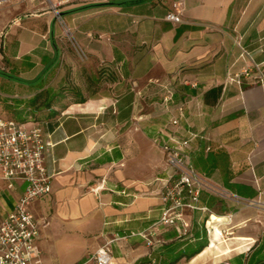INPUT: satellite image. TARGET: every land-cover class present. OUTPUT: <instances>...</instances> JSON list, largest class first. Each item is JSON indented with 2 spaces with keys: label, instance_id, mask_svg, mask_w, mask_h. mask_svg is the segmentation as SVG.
I'll use <instances>...</instances> for the list:
<instances>
[{
  "label": "crops",
  "instance_id": "obj_1",
  "mask_svg": "<svg viewBox=\"0 0 264 264\" xmlns=\"http://www.w3.org/2000/svg\"><path fill=\"white\" fill-rule=\"evenodd\" d=\"M175 3L180 22L164 19ZM0 41V118L35 115L51 144V190L28 206L41 264H92L114 236L109 264H164L184 239L200 241L210 214L230 237L220 248L207 235L177 264L264 253V80L228 82L253 63L264 74V0H14L0 7ZM188 131L198 136L184 152L209 211H186L181 235L180 224H158L171 172L160 143ZM24 188L0 172V222ZM141 231L164 246H147Z\"/></svg>",
  "mask_w": 264,
  "mask_h": 264
},
{
  "label": "built area",
  "instance_id": "obj_2",
  "mask_svg": "<svg viewBox=\"0 0 264 264\" xmlns=\"http://www.w3.org/2000/svg\"><path fill=\"white\" fill-rule=\"evenodd\" d=\"M14 0H0V7L12 3ZM72 0H57L58 5H64ZM181 4L175 3L164 19L180 22ZM2 42L0 41V50ZM242 55L249 52L242 47ZM255 72L259 79L264 80L260 64L253 63L243 66L238 72L228 76V82L241 84L243 77ZM183 111V107L178 109ZM178 119H172L176 124ZM19 122L13 119L0 118V172L1 178L8 182V188L16 180L24 182L25 188L17 199L13 211L0 222V264H41L40 251L37 246L38 230L35 219L29 211V204L36 198L50 192L49 176L44 166V153L51 145L43 136V130L38 122ZM196 132L188 131L184 138L170 136L168 141L161 142L160 147L165 154L167 165L171 172L162 180V213L159 225L172 226L179 223L182 227L181 235H186L190 227L186 220V211L208 212L206 206H200L199 196L203 187L200 176L194 171L187 160L184 149L191 140L197 137ZM99 186L92 191L97 192ZM211 214L209 217L211 218ZM230 216V215H229ZM228 216V218H229ZM206 221L207 234L211 235V228ZM140 235L147 246L154 248L164 243L157 238L153 231H141ZM122 237L114 236L99 246L93 252L88 262L92 264H109L111 261L110 243Z\"/></svg>",
  "mask_w": 264,
  "mask_h": 264
},
{
  "label": "trees",
  "instance_id": "obj_3",
  "mask_svg": "<svg viewBox=\"0 0 264 264\" xmlns=\"http://www.w3.org/2000/svg\"><path fill=\"white\" fill-rule=\"evenodd\" d=\"M51 102H52V100L48 101L47 104H50ZM2 118L13 119V120H16V121H19V122H38V123L41 122V120L38 119L37 117H35V115L26 116V117H24L22 119H17V118H13V117H2ZM200 195H201V191H200ZM198 204L201 206V204H200V196H199ZM207 218H204L202 220V224H203L202 227L203 228H202V231H201L200 241L197 244L194 245V244L188 243L190 241L189 239H184V241L180 243L181 244L180 248H178V246H177V248H174L175 250L173 248L170 249V251H172V252L175 251V255L172 258H170L167 262H164V264H177L183 258L186 259V260L191 259L195 255L200 253L206 246H208L209 240L207 238L208 234H207V229L205 227V223H206V219ZM178 224L179 223H177L175 225H172V226L176 227ZM176 230L178 231V228ZM178 233H179V231H178ZM163 246H164V243L159 245V246H157V248H159V247L161 248ZM148 262H150V260L142 259V260L137 261L135 264H145V263H148ZM247 264H264V253L260 254V253L256 252L254 254V256H252L247 261Z\"/></svg>",
  "mask_w": 264,
  "mask_h": 264
},
{
  "label": "bare ground",
  "instance_id": "obj_4",
  "mask_svg": "<svg viewBox=\"0 0 264 264\" xmlns=\"http://www.w3.org/2000/svg\"><path fill=\"white\" fill-rule=\"evenodd\" d=\"M222 218L218 217L216 215H212L211 218L209 219L208 225L211 228V235H210V242H215L217 238L221 237V232L219 228L217 227L216 223L221 221Z\"/></svg>",
  "mask_w": 264,
  "mask_h": 264
},
{
  "label": "rangeland",
  "instance_id": "obj_5",
  "mask_svg": "<svg viewBox=\"0 0 264 264\" xmlns=\"http://www.w3.org/2000/svg\"><path fill=\"white\" fill-rule=\"evenodd\" d=\"M32 122H27L26 124H31ZM219 224L220 223H216V225H217V227L219 228V230H220V232H221V237H219V238H217V240L215 241V242H212V244H214V246H220V248H222L223 247V242H222V240H224V239H227V238H229L230 237V235L229 234H227L226 233V230H224L223 228H221V227H219ZM209 226V225H208ZM209 228H210V226H209ZM219 248V249H220ZM213 251V250H212ZM211 251V252H212ZM210 252V251H209Z\"/></svg>",
  "mask_w": 264,
  "mask_h": 264
}]
</instances>
